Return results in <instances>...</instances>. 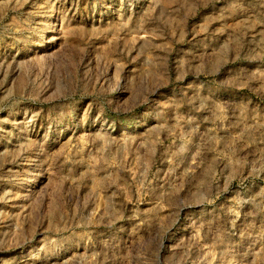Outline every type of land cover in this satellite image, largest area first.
Returning <instances> with one entry per match:
<instances>
[{
  "label": "rangeland",
  "instance_id": "374dc122",
  "mask_svg": "<svg viewBox=\"0 0 264 264\" xmlns=\"http://www.w3.org/2000/svg\"><path fill=\"white\" fill-rule=\"evenodd\" d=\"M0 264H264V0H0Z\"/></svg>",
  "mask_w": 264,
  "mask_h": 264
}]
</instances>
